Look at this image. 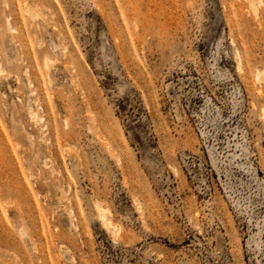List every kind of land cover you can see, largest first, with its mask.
I'll list each match as a JSON object with an SVG mask.
<instances>
[{
	"label": "rangeland",
	"instance_id": "rangeland-1",
	"mask_svg": "<svg viewBox=\"0 0 264 264\" xmlns=\"http://www.w3.org/2000/svg\"><path fill=\"white\" fill-rule=\"evenodd\" d=\"M258 69L264 0H0V264H264Z\"/></svg>",
	"mask_w": 264,
	"mask_h": 264
},
{
	"label": "bare ground",
	"instance_id": "bare-ground-1",
	"mask_svg": "<svg viewBox=\"0 0 264 264\" xmlns=\"http://www.w3.org/2000/svg\"><path fill=\"white\" fill-rule=\"evenodd\" d=\"M7 26H8V24H7ZM8 28H10V27H8ZM49 62V59L48 58H45V65H47V63ZM255 77H256V79L257 80H260L261 78H264V72L263 71H260V69H258V70H256V73H255ZM28 83L29 84H31L30 83V80L28 79ZM261 119H262V121H263V123H264V112L263 111H261ZM63 191L64 190H62V193H63ZM100 208V207H99ZM101 210H103V208L101 207ZM69 211V212H68ZM70 212H71V215H70ZM99 212H100V209H99ZM103 212V211H102ZM101 213V212H100ZM67 214H69V219H70V222H71V225H73V227L75 226V223H73V215H72V210H71V208L69 209V210H67ZM102 215H104L103 213L102 214H99V216L101 217V220H102V223L105 225V226H108V225H112V223L110 224V220L108 219V221H107V219L106 220H104L103 218H102ZM72 217V218H71ZM105 218V217H104ZM113 226V225H112ZM75 228V227H74ZM114 230V229H113ZM118 230V229H117ZM113 232V231H112ZM116 233V232H115Z\"/></svg>",
	"mask_w": 264,
	"mask_h": 264
}]
</instances>
